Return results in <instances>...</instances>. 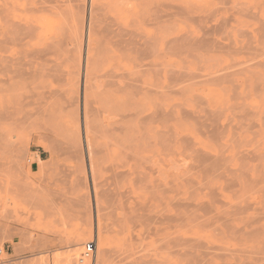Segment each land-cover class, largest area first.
<instances>
[{
    "label": "rangeland",
    "instance_id": "rangeland-1",
    "mask_svg": "<svg viewBox=\"0 0 264 264\" xmlns=\"http://www.w3.org/2000/svg\"><path fill=\"white\" fill-rule=\"evenodd\" d=\"M29 1L32 2V0ZM29 1L20 0L16 5L9 3L6 8V0H0V32L4 33L7 18H16L23 22L38 20L45 25V36L61 41L62 47L59 44V49L58 46L57 49L54 48V54H52L55 63L58 62L57 66H60L58 78L52 81V86L62 93V98L61 106L52 118H37L34 113V105L31 103L33 102L34 83L28 74L16 86L19 95L16 109L11 108L7 113L0 98V264H94L100 250L98 243L100 237L99 218L97 219L96 216L92 188L95 180L91 177V160H89L86 151L87 143L84 140L82 129L84 89H82L81 81H77L79 78L78 69L82 68L83 56L89 49L90 39L95 40L92 43L93 47H97L96 45L100 47L97 52L96 48L91 51V54H95L97 74L100 75L98 94L93 99L90 96L93 100L91 101L92 106L96 111L89 104L91 109L96 112L91 118H93L94 129L99 138L94 133H90L88 142L93 146L105 149L102 166L97 169L98 180H103L106 187L111 183L109 188H113V195L109 201L104 202V206L106 205L104 208L107 209L102 212L101 220L103 229L107 230L103 233L109 238L108 245L115 248L120 243L121 238L127 232L129 217L126 216L129 215L128 213L135 215L136 212H139L140 219H143L147 225H144L139 217H135L139 224L138 231L142 237L140 244L142 251L139 254L142 257L141 261L148 260V264H189L191 261L192 264H196L201 259H205L204 262L207 264H264V191L262 190L264 189V0H220V2L219 0H210L212 5L206 11L203 9L192 11V19L177 20V24L170 29L168 25H165L167 30L155 17L161 14L160 9H157L159 7L158 0H49L47 9L42 12L29 11L28 5L31 4V2L28 3ZM227 1L229 2L226 3ZM218 5L222 7L219 8ZM215 6L218 9H215ZM210 11L212 13L209 14ZM94 15L98 18H94ZM91 17L97 21V26L95 25V30L90 33ZM117 33L119 34L116 35ZM131 33L132 35H130ZM8 35L10 40L16 33L10 32ZM126 38H133L131 40L133 45L137 41L144 42V49L150 53L148 55L145 51V55H147H144V61L146 64L158 65L155 66V69L157 68L159 82L163 88L173 81L172 77L168 76L175 75L173 81L175 84L172 83L174 85L173 92L168 94L164 89L161 99L163 106L170 109L172 115H168L169 119L164 116L165 118H157L154 121L149 120L145 129L149 137L160 133L166 134L162 135L164 137L159 136L160 143H166L163 144L164 147L161 146L162 144H147L144 152L145 161L142 159L137 166L132 162L121 163L120 159H116L119 153L115 154L114 158L112 152L108 153V150L111 151L113 146L109 143L116 141V136L121 134L120 129L127 120L124 119L117 123L118 129L109 125L110 104L105 96V88L108 87L102 85L106 80L104 75H107L110 70H119L123 61L127 63L129 62L128 58L135 55L129 49L132 44L127 45L131 41L128 39L129 42H127ZM144 39L150 40L148 45ZM213 41L216 43L215 45ZM223 43L225 44L223 46L233 47L225 49L222 47ZM153 45H155V50L151 48L154 47ZM236 62L243 65L238 64L237 66ZM131 63L130 66L134 65L133 62ZM232 63H235L234 66ZM233 67L236 69L233 70ZM224 68L232 69L225 72L226 76L230 73L228 77L225 76L226 78H224ZM168 69H172V71ZM221 71H223V76L220 74ZM207 73L211 76L206 75ZM217 73L219 74L217 75ZM0 76H2L1 73ZM219 77H222L221 81H219ZM225 79L226 81H224ZM65 97L69 98L68 100L72 97L71 101L65 102ZM231 97L234 98L231 99ZM120 105L122 109L124 107V109L132 111V105L126 106L123 103ZM239 105V108H234ZM216 111L218 113L215 116H219L218 118L213 117V113ZM2 112L5 114L2 115ZM8 116L11 118L9 119ZM127 119L130 121L131 117ZM167 120L169 121L167 122ZM205 122L208 124L210 122L212 126H214V122H218L215 124L217 127L214 126L216 129L213 130L216 135L223 130L224 124L228 123L225 125L226 129L224 128L226 133L223 130L224 132H221L219 136H214L212 126L207 123L206 125ZM168 128L170 129L168 130ZM168 133L173 137H169ZM233 133L237 135L234 137ZM231 135L234 140H231ZM234 141L237 142V145L239 144L238 148ZM170 148L172 149L170 150ZM154 151L157 153L156 155L153 153ZM206 151H208L206 153L208 157L213 154L218 160L221 157L219 162L221 161L222 164H218V160L215 161L214 157L212 161L223 172L224 178L220 176L222 172L214 169L213 164L211 166L210 162L212 163V161L204 160ZM188 153L191 154L188 155ZM195 154H200V157L203 155L204 159L194 160L198 159ZM217 154H221L218 155L219 158L216 157ZM147 157L151 159L150 162H153H147ZM158 157L159 159H157ZM193 157L195 158L193 159ZM208 157H206L207 160ZM160 158L162 163L159 161ZM224 158L227 159L224 160ZM198 161L206 162L208 167L213 169L211 171L204 169L207 167L204 165L206 163H203L205 167L203 165L200 167ZM225 161L228 162V164L226 162V166H224ZM152 163L155 164V168ZM188 163L193 168H189ZM191 163L195 164V167ZM239 163L242 165L240 166ZM109 164L111 165L110 169H108ZM172 164L176 165V169ZM227 166L235 171L236 175L235 172L231 173L232 170ZM227 168L231 172L227 171ZM202 169L210 172L207 174L204 172L205 180L207 179L204 182H202L204 180ZM123 170L129 173L128 177L123 178L125 173L118 176L117 173L123 172ZM155 170L158 172L155 173ZM215 170L220 172V175L217 171L216 174ZM161 171L163 175L160 173ZM113 172H116V175ZM145 173H148L147 178ZM184 173L185 180L182 178ZM178 174H182V176ZM154 178L158 180L156 181ZM188 178L193 179L192 182L195 184L188 182L189 180H186ZM247 178H249L248 185ZM228 179L235 180L240 184L230 187ZM133 180H138L136 181L137 187ZM79 181H82L83 184L82 182L80 184ZM169 181L177 183L170 184ZM260 182L261 184H259ZM210 184L216 187L217 192L211 194ZM156 185L157 189L152 188ZM171 185H174L172 188L176 187V189L170 190ZM246 185L249 187L246 188ZM118 190L126 193L121 195ZM85 195L88 196L85 198L90 203L92 217L90 219L92 220L89 219L90 215L79 213L77 204L72 203L78 196L84 197ZM235 195L237 198H234ZM151 215L152 217H150ZM219 217L222 221H219ZM151 218L155 222L150 220ZM183 219L186 221L182 223ZM200 219L203 220L201 225H199ZM227 223L228 227L233 225L231 229L225 226ZM234 226L235 228H233ZM106 227L107 229H105ZM236 229L239 231V235ZM178 235L182 237H178ZM168 236L171 240L174 237L175 243L172 244L170 239L166 240ZM158 237H164L165 242H168V247L176 253L169 248H167L168 250L159 248L161 243L158 241ZM185 240L187 241L185 242ZM202 240L203 242H201ZM90 241H96V253L92 259L80 263L82 250L85 244ZM180 241L184 242L180 243ZM200 242L206 244L201 245ZM182 244L187 247L192 245L187 248ZM193 244L197 246L194 248ZM209 246H213V249H216L214 246H217L221 250L216 249L217 251H215L212 248L209 249ZM255 249L257 251L254 252ZM202 250L203 252L206 250L205 253L212 250L215 255L211 252L206 255L202 253ZM243 250L249 252L245 253ZM162 251H164V258L161 256ZM180 252H185V254H180ZM187 254L192 260L186 258ZM104 264H115V262L110 259ZM143 264H146V261H143Z\"/></svg>",
    "mask_w": 264,
    "mask_h": 264
},
{
    "label": "bare ground",
    "instance_id": "bare-ground-1",
    "mask_svg": "<svg viewBox=\"0 0 264 264\" xmlns=\"http://www.w3.org/2000/svg\"><path fill=\"white\" fill-rule=\"evenodd\" d=\"M20 0H6V4H5V7L6 8H8V6H9V3H11V5H16V4H18V2H19ZM27 1H29V0H27ZM224 1H226V0H224ZM31 1H29L28 3H30ZM49 2V0H32V2H31V6L30 5H28L29 7V11H33V12H42V11H45L46 9H47V3ZM219 2H220V0H219ZM229 1H227L226 3H228ZM155 3V2H154ZM226 3L224 2V4L226 5ZM220 4V3H219ZM158 5H159V7L157 8V9H160V11H161V14H159L160 16H155L156 18H158L159 19V22L161 23V26L165 29V30H167L166 29V26L165 25H168L169 26V29L171 28V27H173L175 24H177V20H182V19H188V18H190V19H192V11H196V10H198V9H203V10H207V8H209V7H211V5H212V1H210V0H158ZM217 5V4H216ZM222 5V4H221ZM221 5H218L219 6V8L220 7H222ZM245 5V4H244ZM80 6V5H79ZM83 6V5H82ZM224 6V5H223ZM245 8V7H244ZM215 9H218V7L217 6H215ZM214 9V10H215ZM156 10V9H155ZM213 10V11H214ZM158 12H159V10H158ZM217 12V11H216ZM210 13H212L211 11L209 12V14ZM215 13V12H214ZM243 14V13H242ZM157 15V14H156ZM215 15V14H214ZM213 15V16H214ZM194 16V15H193ZM197 16V15H196ZM203 16V15H202ZM209 16V15H208ZM204 17V16H203ZM222 17V16H221ZM251 17V16H250ZM94 18H98V17H95V15H94ZM93 17H91V19H90V24H91V26H90V33L91 32H93L94 30H95V25H96V22L97 21H95V19H94ZM195 18V17H194ZM193 18V19H194ZM205 18V17H204ZM209 18V17H208ZM211 18V17H210ZM209 18V19H210ZM94 19V20H93ZM152 19V18H151ZM158 19H157V21H158ZM208 19V20H209ZM224 19V18H223ZM255 19V18H254ZM98 21H99V19H98ZM194 21V20H193ZM221 21V20H220ZM226 21V20H225ZM195 22V21H194ZM227 23V22H226ZM261 23V22H260ZM259 23V24H260ZM218 25V24H217ZM97 26V25H96ZM60 28V27H59ZM223 28V27H222ZM45 25L41 22V21H38V20H36L35 22H23V21H18V20H16V18H7L6 20H5V29H4V33L3 34H1V32H0V35H3V37H0V73L2 74V76H0V98H1V101H2V104H3V107H4V110L5 111H7V113H8V111L12 108V109H16V107H17V105H18V93H17V88H16V86H17V84H19L20 83V80H22V79H24L25 77H26V74H28L31 78H32V80H33V83H34V94H33V102H31V103H33V105H34V113H35V115L37 116V118H52L54 115H55V113L57 112V110L59 109V107L61 106V98H62V93H60V91L57 89V88H54L53 86H52V81H54L55 79H57L58 78V75H59V67L57 66V64H58V62L57 63H55V60L53 59V57H52V54H54L53 53V51L55 50V49H59V46L60 47H62V45L63 44H61L60 42V40H55V38H49V37H47V36H45V34H44V32H45ZM98 29V28H97ZM125 29V28H124ZM159 29H161V27H159ZM219 29L221 30V27H219ZM225 29V28H224ZM238 29V28H237ZM239 30V29H238ZM3 31V30H2ZM123 31H125V30H123ZM128 31V30H127ZM130 31V30H129ZM218 31V30H217ZM10 32H15L16 33V35L12 38V39H10L9 40V38H8V34L10 33ZM133 32V31H132ZM230 32V31H229ZM126 33H129V32H126ZM125 33V34H126ZM133 33H137V32H133ZM119 33H117L116 35H118ZM138 34V33H137ZM130 35H132V33L130 34ZM135 35V34H134ZM133 35V36H134ZM139 35V34H138ZM142 35V34H141ZM230 35V34H229ZM89 36V35H88ZM121 36V35H120ZM135 36H137V35H135ZM241 36V35H240ZM231 37V36H230ZM121 38H124V37H121ZM142 38V37H141ZM144 38V37H143ZM60 39V38H59ZM127 39V40H126ZM125 40L127 41V42H129V41H131V40H133V38L132 39H129V38H126ZM128 39H129V41H128ZM140 39V38H139ZM211 39V38H210ZM251 39V38H250ZM135 40V39H134ZM208 40V39H207ZM230 40V39H229ZM231 40H232V38H231ZM230 40V41H231ZM59 41V42H58ZM85 41H86V39H85ZM95 40L94 39H90V41H89V49H88V51H87V53H85L84 54V62L82 63V68H79L78 69V73H79V78H77L78 80L77 81H81V83H82V86H83V88L82 89H84L83 91H84V93H83V97H84V110H83V118H82V129H83V132H84V135H83V137H85V142L87 143L86 144V151H87V153H88V156H89V160H91V163H90V168H91V177L95 180V183H93V192H94V198H93V201H94V205L96 206V216H97V219L99 218V233H100V237H99V240H98V243H99V245H100V250H99V252L97 253V255H96V258H95V262H94V264H104L106 261H109L110 259L113 261L114 260V262H115V264H143V261L145 262L146 261V264H148L147 263V261L148 260H143V261H141V259H142V257H141V255L139 254L141 251H142V245L140 246V244H141V241H142V237H141V235H140V233H139V231H138V222H137V218H135V217H139L140 215H139V212H136V214L134 215V214H131V213H128L129 215L128 216H126V217H129L127 220V232L125 233V236L124 237H122L121 238V241H120V243L115 247V248H112L111 246H109L108 244H109V238H108V236H106V235H104V233L103 232H105V231H107V230H104L103 229V227H102V222H101V220H102V215H103V213L102 212H105V209H107V208H104V207H106V205L104 206V202L105 201H109V199L111 198V196L113 195L112 194V189L111 188H109V185L111 184V183H109V185L107 184V187H106V185L105 184H103V180L102 181H99L98 179H99V173H97L98 171H97V169L98 168H100L101 166H102V161L104 160V158H105V149L103 148V147H100V146H93V145H91V143H89L88 142V138H90L89 136H90V133H94L95 134V136L97 137L98 135H96V130L94 129V121H93V118H91L92 117V115H93V113H96L95 111V109H94V107L92 106V103H91V101H93L92 99L94 98V97H96L97 96V94H98V87L100 86L99 85V80H100V75H98L97 74V69H96V58H95V54H91V51H92V49L93 48H96L95 50H96V52L97 51H99L100 49V47H98V45H96L97 47H93L92 46V43L94 42ZM136 41V40H135ZM144 41H147V45H148V42H150V40L148 41L147 39L145 40L144 39ZM155 41V40H154ZM205 41V40H204ZM250 41V40H249ZM64 42V41H63ZM133 41H131V43L129 42L127 45H129V44H132V47L130 48L129 46V49H131V51L135 54L133 57H129L128 58V61L129 62H127L126 63V61H123L122 62V65L119 67V70H110V72L107 74V75H104V78L106 79L105 80V82H104V84L102 83V85H104V87H108V88H105V96L107 97V99H108V101H109V104H110V109H109V113H108V120H109V125H113V127L115 128L116 127V125H117V123H120L121 121H123L124 119H126L127 120V122L122 126V128L120 129L121 130V134L120 135H118V136H116L117 137V139H116V141H114V142H107V143H109L110 145H113L112 146V149H111V151H109L108 150V153H110V152H112V154H113V158H114V156H116L115 154H117V153H119V155H117L118 156V158H116V159H120V161H121V163H128L129 164V162H132V164L133 165H135V166H137V164L143 159L144 161H145V159H144V157H145V154H144V152H145V146H147V144L148 145H157V144H162V143H160V141H159V136H162V135H166V134H158V135H155V136H148V134H147V132H145V129H146V124H148V122H149V120L151 121V120H156L157 118H160L161 119V117L162 118H165L164 116H167L168 117V115H172V114H170V113H172V111L170 110V109H167V108H165L164 106H163V103H162V101H161V99H162V96H163V92L165 91V90H167V93L168 94H171V92H173V87H174V85H172V83H174L175 84V82H173L174 81V74H173V76L171 75H169L168 77H172V79H173V81H172V83H170V85L169 84H167V86H166V88H163L161 85H160V82H159V80H160V77L158 76V71L155 69V66L157 67L158 65L157 64H153V63H147L146 64V62L144 61V58H145V56L148 54V55H150V53H148V51H146L145 49H144V42L142 41V42H138L137 41V43H134V45H135V48H134V45H133V43H132ZM216 42H218L217 40H216ZM232 42V41H231ZM251 42V41H250ZM119 43H123V42H119ZM212 43V42H211ZM210 43V44H211ZM213 43H214V41H213ZM213 43L211 44V45H213ZM218 43H220V42H218ZM222 43V42H221ZM60 44V45H59ZM116 44V43H115ZM118 44V43H117ZM152 44V43H151ZM209 44V45H210ZM216 43H214V45H215ZM227 44V43H226ZM229 44H230V42H229ZM59 45V46H58ZM79 45V44H78ZM100 45V44H99ZM123 45V44H122ZM126 45V46H127ZM208 45V44H207ZM223 45H225L224 43L222 44V47H224L225 49L227 48V49H229L230 47L232 48L233 46H223ZM58 46V47H57ZM154 47H151L153 50H155L156 48H155V45H153ZM157 46V45H156ZM194 46H196V45H194ZM200 46V45H199ZM199 46H197V47H199ZM204 46V45H203ZM217 46V45H216ZM57 47V48H56ZM102 47V46H101ZM123 47V46H122ZM146 47V46H145ZM214 47V46H213ZM217 47H220V48H222L221 46H217ZM229 47V48H228ZM55 48V49H54ZM85 48V47H84ZM132 48H134V49H132ZM146 48H149V47H146ZM155 48V49H154ZM203 48V47H202ZM204 48H206V47H204ZM210 48H212V47H210ZM223 48V49H224ZM236 48V47H235ZM238 48H240V46H238ZM98 49V50H97ZM124 49V48H123ZM148 50V49H147ZM152 50V51H153ZM209 50H211V49H209ZM208 50V51H209ZM124 51V50H123ZM145 51H146V55H145ZM152 51H150V52H152ZM212 51H213V49H212ZM217 51H219V50H217ZM223 51V50H222ZM240 51V50H239ZM153 52H155V51H153ZM95 53V52H94ZM246 53V52H245ZM252 53V52H251ZM145 55V56H144ZM152 55V54H151ZM229 56V55H228ZM99 57V56H98ZM231 58V57H230ZM215 60V59H214ZM131 62H133V64L134 65H131L130 66V63ZM216 62V61H215ZM246 62H247V60H246ZM249 63V62H248ZM132 64V63H131ZM151 64H152V66H151ZM214 64V63H213ZM216 64V63H215ZM233 64H235V63H232V65ZM236 64H237V62H236ZM238 64H240V63H238ZM238 64H237V66H238ZM245 64V63H244ZM80 65H81V63H80ZM240 65H243V64H240ZM246 65V64H245ZM160 66V65H159ZM234 66V65H233ZM226 67V66H225ZM240 67V66H239ZM113 68V67H112ZM111 68V69H112ZM158 68H161V67H158ZM234 68L235 67H233L232 69L234 70ZM238 68V67H237ZM110 69V68H109ZM225 69V68H224ZM231 68H229L228 70H232ZM236 69V68H235ZM160 70V69H159ZM162 70V69H161ZM160 70V71H161ZM169 71L171 70L172 71V69H168ZM221 70V69H220ZM228 70H223L224 71V78H226V77H228L229 75H230V73H229V75L228 76H226L225 75V72H227ZM159 71V72H160ZM175 71H177V70H175ZM182 71H184V70H182ZM223 71H221L220 72V74H222L223 73ZM81 72H82V74H81ZM168 72V71H167ZM185 72V71H184ZM219 72V71H218ZM230 72V71H229ZM178 73V72H177ZM182 73V72H181ZM80 74H81V80H80ZM184 74V73H183ZM186 74V73H185ZM219 73H217V75H218ZM227 74V73H226ZM161 75V74H160ZM206 75H210L211 76V74H206ZM215 75V74H214ZM214 75H212L213 77H214ZM217 75H215V76H217ZM177 76V75H176ZM187 76V75H186ZM190 76V75H189ZM222 76H223V74H222ZM226 76V77H225ZM101 77H103L102 75H101ZM212 77V78H213ZM28 78V77H27ZM209 78H211V77H209ZM219 78H220V80H219ZM218 78V80L219 81H221L222 80V77H219ZM60 79V78H59ZM229 79V78H228ZM168 80H170V79H168ZM217 79L215 78V81H216ZM230 80V79H229ZM231 80H232V78H231ZM171 81V80H170ZM175 81H176V78H175ZM224 81H226V79L224 80ZM101 82V81H100ZM179 82V81H178ZM227 82H228V80H227ZM256 83V82H255ZM220 84H221V82H220ZM231 84L233 85V80L231 81ZM236 85V84H235ZM256 85V84H255ZM180 86V85H179ZM236 87H237V85H236ZM233 88V87H232ZM165 89V90H164ZM234 89V88H233ZM232 89V90H233ZM257 90V89H256ZM262 90V89H261ZM239 94V93H238ZM31 96V95H30ZM90 96L92 97V99L90 98ZM238 96H240V95H238ZM24 97H25V95H24ZM27 97V96H26ZM74 97V96H73ZM235 97V96H234ZM234 97H231V99L232 98H234ZM72 98V97H71ZM71 98H70V100H68L69 98H67V97H65V102L68 100V101H71ZM168 98H170V97H168ZM64 100V99H63ZM203 102V101H202ZM68 103V102H67ZM70 103V102H69ZM120 103H123V104H125L126 106H133V108H132V111H130V110H128V109H124V107H123V109H122V106L120 105ZM238 103V102H237ZM93 107V109L95 110V111H93L91 108V106ZM232 104V103H231ZM230 104V105H231ZM234 104H236L235 102H234ZM244 104V102L242 103V105ZM26 106V105H25ZM90 106V107H89ZM121 106V108H119ZM235 106V105H234ZM65 107V106H64ZM233 107V106H232ZM240 107V105L238 106V107H234V108H239ZM96 108V107H95ZM233 108V109H234ZM242 108V107H241ZM65 109V108H64ZM226 109V108H225ZM174 110V109H173ZM207 110V109H206ZM205 110V111H206ZM5 111H3V112H5ZM91 111H93V112H91ZM103 111V110H102ZM208 111V110H207ZM3 112H2V115H4L3 114ZM129 112V113H128ZM213 112V111H212ZM220 112V111H219ZM222 112V111H221ZM249 112H250V110H249ZM263 112H264V110H263ZM100 113V115H101V112H99ZM208 113V112H207ZM218 112L216 111V113L214 112L213 113V117H216L215 115L217 114ZM245 114V113H244ZM248 114V113H247ZM9 115H10V113H9ZM68 115L70 116V114L68 113ZM97 115V114H96ZM210 115H211V113H210ZM219 115V114H218ZM221 115V114H220ZM223 115V114H222ZM236 115V114H235ZM239 114H237L236 116H238ZM240 115H242V114H240ZM5 117V116H4ZM7 117V116H6ZM9 117V116H8ZM82 117V116H81ZM129 117H131V120L130 121H128V119L127 118H129ZM207 117V116H206ZM205 117V118H206ZM210 118H212L211 116H209ZM219 116H217L216 118H218ZM221 117V116H220ZM263 117V116H262ZM11 118V116L9 117V119ZM18 118V117H17ZM170 118V116L168 117V119ZM174 118V117H173ZM239 118H240V116H239ZM264 118V117H263ZM101 120V119H100ZM205 120V119H204ZM212 120V119H211ZM214 120H215V118H214ZM239 120V119H238ZM17 121V120H16ZM169 120H167V122H168ZM218 121V120H217ZM219 121H220V119H219ZM107 122V121H106ZM231 122V121H230ZM104 123V122H103ZM207 122H205V124H206ZM218 122H214V126H216L215 124H217ZM208 124V123H207ZM206 124V125H207ZM209 124H210V122H209ZM208 124V125H209ZM213 124V123H212ZM219 124H221L220 122H219ZM228 125V123H225L224 124V126L222 127L223 128V130L225 131V133H226V128H225V125ZM211 125V124H210ZM209 125V126H210ZM240 125V124H239ZM252 125V124H251ZM119 126V125H118ZM152 126V125H151ZM200 126V125H199ZM212 126V125H211ZM214 126H212V132H213V130H214V128L216 129V127H214ZM219 126V125H218ZM235 126V125H234ZM155 127V126H154ZM219 127H221V126H219ZM117 129H118V127H116ZM205 128H208V127H206L205 126ZM225 128V129H224ZM234 128H236V127H234ZM162 129V128H161ZM170 128H168V130H169ZM107 131H108V129H106ZM110 130V129H109ZM198 130V129H197ZM209 130V129H208ZM221 131V132H224V131ZM100 131V130H99ZM233 131V130H232ZM116 132V131H115ZM119 132V131H118ZM159 132V131H158ZM164 132V131H163ZM218 132V131H217ZM220 131H219V133H218V135H216L214 132H213V135L215 136H219V134L221 133ZM235 132V131H234ZM165 133H166V130H165ZM224 133V134H225ZM114 134V133H113ZM170 136L169 137H171L172 135L170 134V133H168ZM209 134H210V132H209ZM174 135V134H173ZM233 135H234V133H233ZM235 135H237L236 133H235ZM235 135H234V137H235ZM108 136H110V135H108ZM123 138H122V137ZM213 136V137H214ZM95 137V138H96ZM115 137V136H114ZM152 137V138H151ZM162 137H164V136H162ZM173 137V136H172ZM232 135H231V140H234V139H232ZM97 138H99V136L97 137ZM151 138V139H150ZM166 138H168V137H166ZM166 138H165V140H166ZM190 138V137H189ZM115 139V138H114ZM154 139V140H153ZM161 139V138H160ZM164 139V138H163ZM169 139H171V138H169ZM216 139H217V137H216ZM237 139V138H236ZM108 140V139H107ZM109 141V140H108ZM164 141V140H163ZM170 141V140H169ZM172 141V140H171ZM217 141H219L218 139H217ZM81 142H82V140H81ZM167 142H168V139H167ZM237 142H238V140H237ZM237 142H235L234 141V143H236V146H237V148H238V145H237ZM166 143V142H165ZM164 142H163V144H165ZM239 143V142H238ZM70 144V143H69ZM163 144L161 145V146H163ZM169 144V143H168ZM168 144H166V147H168ZM218 143L216 142V145H217ZM220 144V143H219ZM222 144H223V142H222ZM230 144V143H229ZM71 145V144H70ZM79 145H81V144H79ZM170 145H172L171 143H170ZM226 146H227V144H225ZM231 145V144H230ZM72 146V145H71ZM229 146V145H228ZM70 147V146H69ZM80 148H81V146H79ZM110 147V146H109ZM108 147V148H109ZM164 147V146H163ZM172 147V146H171ZM219 147H220V145H219ZM71 148V147H70ZM83 148V147H82ZM221 148H222V146H221ZM172 148H170V150H171ZM189 149V148H188ZM223 149H225V147H223ZM227 149V148H226ZM81 150V149H80ZM183 150V149H182ZM187 150V149H186ZM191 150H193V149H191ZM220 150V149H219ZM162 151V150H161ZM160 151V152H161ZM165 151V150H164ZM167 151V150H166ZM173 151V150H172ZM199 151V150H198ZM201 151V150H200ZM222 151H225V150H222ZM169 152V151H168ZM174 152V151H173ZM173 152H169V153H173ZM176 152V151H175ZM184 152V151H183ZM189 152V151H188ZM194 152H197L196 150H194ZM208 151H206L204 154H206ZM155 155L157 154V153H155V151L153 152ZM199 153V152H198ZM200 153H202V152H200ZM210 153V152H209ZM208 153V154H209ZM219 153V152H218ZM220 153H221V151H220ZM238 153V152H237ZM159 154V153H158ZM189 154H191V153H188V155ZM212 154V153H211ZM210 154V155H211ZM222 154V153H221ZM221 154H217V156L216 157H218V155H221ZM75 155V154H74ZM166 155H167V153H166ZM200 155V154H199ZM199 155H196L195 154V156H198V159H194L195 157H193V159L194 160H201V159H204V156L202 155L201 157L199 156ZM214 155V154H213ZM211 156L212 157V159H211V157L209 158L208 156H207V154H206V156H205V159L204 160H206L207 162H210V161H212L213 160V157H214V160L215 161H217L218 159L217 158H215V155L214 156ZM150 156V155H149ZM193 156V155H192ZM152 157H154L153 155H152ZM189 157V156H188ZM200 157V158H199ZM206 157H208V160L206 159ZM220 157V156H219ZM218 157V158H219ZM225 157V156H224ZM238 157H241L240 155H238ZM148 158V157H147ZM146 158V160H147V162H149V163H151V162H153V161H151L150 162V160L151 159H147ZM197 158V157H196ZM228 158V157H227ZM226 158V159H227ZM230 158V157H229ZM245 158V157H244ZM157 159H159V157L157 158ZM172 159V158H171ZM178 159V158H177ZM184 159V158H183ZM211 159V160H210ZM225 158H224V160H226ZM239 159V158H238ZM149 160V161H148ZM179 160V159H178ZM187 160V159H186ZM203 160V161H204ZM219 160H221V157H220V159ZM219 160H218V162H219ZM222 160H223V158H222ZM230 160V159H229ZM229 160H227V161H229ZM160 162H161V158H160V160H159ZM158 161V162H159ZM171 161V160H170ZM174 161V160H173ZM183 161H185V159L183 160ZM227 161H225V164H224V166H226V162ZM244 161V160H243ZM143 162V161H142ZM199 162V161H198ZM201 162V161H200ZM199 162V163H200ZM245 162V161H244ZM112 163V162H111ZM162 163V162H161ZM175 163V162H174ZM173 163V164H174ZM194 163V162H193ZM193 163H191V165L193 164ZM203 163H206V162H202V163H200V167H202L201 165H203ZM217 163V162H216ZM241 163H243L242 161H241ZM116 164V163H115ZM115 164H112V165H115ZM144 164V163H143ZM156 164H157V162H156ZM172 164V165H173ZM187 164V163H186ZM190 163H188V165H189ZM210 164H211V166H212V164H213V161H212V163L210 162ZM218 164H222L221 163V161L218 163ZM227 164H228V162H227ZM240 164V163H239ZM246 164H247V162H246ZM246 164L244 165V167L246 166ZM148 165V164H147ZM147 165H145V166H147ZM151 165V164H150ZM152 165H154V168H155V164L154 163H152ZM195 164H193V166H194ZM204 165H206L207 167L206 168H204V169H206V170H210L211 171V169H213V168H211L210 169V167H208V165H207V163L206 164H204ZM203 165V167H205ZM242 164H240V166H241ZM260 165V164H259ZM98 166V167H97ZM109 167H108V169H110V164L108 165ZM139 166V165H138ZM157 166V165H156ZM158 166H160L159 165V163H158ZM165 166H166V164H165ZM168 166V165H167ZM174 167L176 166V165H173ZM183 166V165H182ZM210 166V165H209ZM213 166H214V169H218L217 167L218 166H216V165H214L213 164ZM221 166V165H220ZM229 166V165H228ZM227 166V167H228ZM113 167V166H112ZM112 167H111V169H112ZM140 167V166H139ZM138 167V168H139ZM173 167V168H174ZM187 167V166H186ZM193 168L192 166H190L189 165V168ZM195 167V166H194ZM196 167H198V165H196ZM216 167V168H215ZM222 167V166H221ZM243 167V166H242ZM243 167V168H244ZM103 168V167H102ZM147 168H150V166H147ZM154 168H152V169H154ZM168 168H170V167H168ZM172 168V167H171ZM170 168V169H171ZM199 168V167H198ZM228 168H230V167H228ZM228 168H227V171H230V170H232L231 168H230V170H228ZM239 167H237V169H238ZM107 169V168H106ZM159 169V168H158ZM162 169V168H161ZM160 169V170H161ZM170 169H168V170H170ZM175 169H176V167H175ZM187 169V168H186ZM200 169V168H199ZM236 169V168H235ZM240 169V168H239ZM151 170V169H150ZM149 170V171H150ZM159 170V171H160ZM165 170H167V169H165ZM188 171H190L189 169H187ZM187 170H185V171H187ZM203 170V169H202ZM202 170H201V172H202ZM241 170V169H240ZM240 170H239V172H240ZM243 170V169H242ZM262 170V169H261ZM156 171L157 170H155V173H156ZM172 171V170H171ZM184 171V172H185ZM199 171V170H198ZM207 171V172H208ZM216 171L217 170H215V173H216ZM218 171H220L219 169H218ZM217 171V173H219V175H220V172H222V171H220V172H218ZM137 172V171H136ZM141 172V171H140ZM152 172H154L153 170H152ZM158 172V171H157ZM181 172V171H180ZM179 172V173H180ZM204 172H206V171H204L203 170V173H202V176L204 177L205 176V174H204ZM207 172H206V174H207ZM214 172V171H213ZM212 172V173H213ZM231 172V171H230ZM233 172H235V171H233L232 170V172L231 173H233ZM242 172V171H241ZM248 172V171H247ZM261 172V171H260ZM263 172V171H262ZM261 172V173H262ZM121 173H125V176H123V178L124 177H126L127 175H129V173L127 172V171H125V170H123V172L121 171H119L117 174H118V176L119 175H123V174H121ZM154 173V174H155ZM161 174H162V171L160 172ZM159 173V174H160ZM163 173H164V171H163ZM208 173H210V172H208ZM216 173V174H217ZM231 173H230V175H231ZM244 173V172H243ZM242 173V174H243ZM113 174H115L116 175V172L114 173L113 172ZM112 174V175H113ZM143 174V173H142ZM148 174V173H147ZM146 173H145V177H146V175H147ZM165 174V173H164ZM189 174V173H188ZM187 174V175H188ZM214 174V173H213ZM222 175H220L221 177L223 176V178H224V174H223V172L221 173ZM235 175H236V172L234 173ZM240 174V173H239ZM144 175V174H143ZM163 175V174H162ZM178 175H181L182 176V174H178ZM210 175V174H209ZM246 176H247V174H245ZM110 176V175H109ZM184 177H182L184 180H185V173H184V175H183ZM214 177H215V174L213 175ZM225 176L227 177V175L225 174ZM229 176V175H228ZM238 176V175H237ZM113 177H114V175H113ZM128 177V176H127ZM144 177V178H145ZM148 177V176H147ZM146 177V178H147ZM189 177V176H188ZM202 177V178H203ZM206 177V176H205ZM205 177L202 179L203 181L202 182H204V181H206L205 180ZM233 177H235V176H233ZM239 177V176H238ZM249 177V176H248ZM83 178V177H82ZM145 178V179H146ZM176 178V177H175ZM209 178V177H208ZM216 178V177H215ZM232 178V177H231ZM244 178V177H243ZM251 178V177H250ZM252 178H254V177H252ZM84 179V178H83ZM114 179V178H113ZM118 179V178H117ZM144 179V180H145ZM226 179V178H225ZM235 179V178H234ZM238 179V178H237ZM240 179V178H239ZM248 179V181L246 180V183L248 182L249 183V178H247ZM257 179V178H256ZM80 180V179H79ZM105 180V179H104ZM154 180H158L157 178L155 179L154 178ZM171 180H173V179H171ZM188 182H191V183H193L192 181H193V179L191 180V179H186ZM212 180V179H211ZM229 180V179H228ZM253 180V179H252ZM254 180H255V178H254ZM253 180V181H254ZM259 181H260V179H258ZM136 181H138V180H136ZM136 181H134L133 180V182L135 183V187H137L136 186ZM143 181V179L141 180V182ZM178 182H179V180H177ZM194 181H195V179H194ZM258 181V182H259ZM80 182V181H79ZM82 182V181H81ZM81 182H80V184H81ZM85 182V181H84ZM105 182V181H104ZM119 182V181H118ZM155 182V181H154ZM256 182H257V180H256ZM261 182H263V181H261ZM261 182L259 183V184H261ZM120 183V182H119ZM169 183L170 184H175V183H177V182H175V181H169ZM248 183H247V185H248ZM82 184H83V182H82ZM114 184V183H113ZM138 184V183H137ZM143 184V183H142ZM149 184V183H148ZM157 184V183H156ZM193 184H195V183H193ZM199 184H201V183H199ZM203 185L204 184H206V183H202ZM201 184V185H202ZM227 184V183H226ZM230 184V187H231V185H233V186H235L236 184L238 185V184H240L239 182H236L235 180L233 181V180H229L228 181V185ZM76 185V184H75ZM78 185V184H77ZM120 185V184H119ZM164 185V184H163ZM192 185V184H191ZM197 185V184H196ZM211 185V184H210ZM209 185V188H210V190L212 191L211 192V194L213 193V192H217V189H216V187L215 186H213V185H211L210 186ZM247 185H246V188H248L247 187ZM162 186V185H161ZM170 185H168V187H169ZM190 186V185H189ZM195 186V185H194ZM194 186H192V187H194ZM241 186V185H240ZM78 187V186H77ZM86 187V186H85ZM157 187V185L155 186V187H152V188H155V189H157L156 188ZM172 187H174V185H171V189L170 190H172V189H176V187L175 188H172ZM203 187V186H202ZM219 187V186H218ZM217 187V188H218ZM225 187H226V185H225ZM229 187V186H228ZM116 188H117V186H116ZM170 188V187H169ZM169 188H166V190L168 189L169 190ZM207 188V187H206ZM251 188V187H250ZM118 189V188H117ZM200 189H201V187H200ZM224 189V188H223ZM236 189V188H235ZM262 189V188H261ZM229 190V189H228ZM237 190V189H236ZM263 191H264V189H262ZM261 190V191H262ZM119 191V193L121 192L120 190H118ZM129 191V190H128ZM131 191V190H130ZM181 191V190H180ZM191 191H192V188H191ZM193 191H195L194 189H193ZM246 191V190H245ZM163 192H164V190H163ZM166 192H168V191H166ZM190 192V191H189ZM208 192H209V189H208ZM113 193H116V192H113ZM119 193H117V194H119ZM123 193H126V192H123ZM122 192L120 193L121 195H124ZM180 193V192H179ZM191 193V192H190ZM249 194L250 193H252V192H248ZM130 194V193H129ZM129 194H127V195H129ZM163 194V193H162ZM164 194H165V192H164ZM208 194V193H207ZM217 194V193H216ZM234 194V193H233ZM247 194V193H246ZM245 194V195H246ZM191 195V194H190ZM76 197V196H75ZM85 197H87L88 198V196L87 195H85L84 197H79L78 196V198L76 199V200H74V201H72V203H75V204H77V206H78V209H77V211L79 212V213H85V214H88V215H90L89 216V219L90 218H92L91 217V208H90V203H88L89 202V200H86L87 198H85ZM125 197H127V196H125ZM176 197V196H175ZM239 197V196H238ZM250 197V196H249ZM253 197V196H252ZM84 198V199H83ZM191 198V197H190ZM234 198H237V196L235 195V197ZM245 200H246V198H245ZM76 201V202H75ZM88 201V202H87ZM108 203V202H107ZM206 203V202H205ZM74 204V205H75ZM191 204V203H190ZM66 206V205H65ZM238 206V205H237ZM241 207V206H240ZM80 208V209H79ZM85 208V209H84ZM233 208V207H232ZM71 209H72V207H71ZM104 209V210H103ZM73 210H75V209H73ZM76 211V210H75ZM132 211V210H131ZM223 211V210H222ZM225 211V210H224ZM178 212V211H177ZM138 213V214H137ZM236 213V212H235ZM240 213V212H239ZM239 213H237V214H239ZM84 214V215H85ZM130 214H131V216H130ZM84 215H83V217H84ZM137 215V216H136ZM183 215V214H182ZM226 215V214H225ZM149 216V215H148ZM201 216V215H200ZM220 216V215H219ZM224 216V215H223ZM150 217H152V215L150 216ZM158 217V216H157ZM182 217H184V216H182ZM202 217V216H201ZM254 217V216H253ZM68 218V217H67ZM85 218V217H84ZM135 218V219H134ZM149 218V217H148ZM161 218V217H160ZM164 218H166V217H164ZM171 218H173V217H171ZM170 218V219H171ZM191 218V217H190ZM189 218V219H190ZM212 218V217H211ZM227 218V217H226ZM88 219V218H87ZM139 219H140V217H139ZM175 219V218H174ZM184 219H186V218H184ZM184 219H183V221H182V223L183 222H185L184 221ZM196 219V218H195ZM194 219V220H195ZM220 219V220H219ZM219 221H222V219H221V217H219ZM90 220H92V219H90ZM150 220H152V218L150 219ZM149 220V221H150ZM159 220V219H158ZM167 220H168V218H167ZM201 220V219H200ZM140 221H143L144 222V220L143 219H140ZM153 222H155L154 220H152ZM151 221V222H152ZM169 221V220H168ZM190 221V220H189ZM193 221V220H192ZM198 221V220H197ZM202 221L203 220H201L200 222H199V225H201L200 223H202ZM228 221V220H227ZM156 222H159V221H156ZM176 222V221H175ZM178 222V221H177ZM223 222L225 223V221L223 220ZM229 222V221H228ZM83 223H84V221H83ZM196 223H198V222H196ZM205 223V222H204ZM144 225H146L145 224V222H144ZM188 225V224H187ZM203 225V224H202ZM228 225V223L227 224H225V226H227ZM230 225H231V223H230ZM244 225V224H243ZM108 226V225H107ZM147 226V225H146ZM152 226V225H151ZM169 226V225H168ZM189 226H190V224H189ZM229 226V225H228ZM227 226V227H228ZM231 226H233V225H231ZM231 226L230 227H228V229L230 228L231 229ZM112 227V226H111ZM173 227V226H172ZM219 227V226H218ZM233 228H235V226L233 227ZM105 229H107V227L105 228ZM123 229H124V227H123ZM152 229V228H151ZM238 229H241V228H238ZM118 230V229H117ZM121 230V229H120ZM144 230H146V229H144ZM159 230V229H158ZM237 230V229H236ZM236 230H234V231H236ZM109 231V230H108ZM229 231V230H228ZM230 231H232V230H230ZM238 231V230H237ZM249 231V230H248ZM251 231V230H250ZM221 232H223V231H221ZM254 232V231H253ZM223 234V233H222ZM233 234V233H232ZM142 235H145V234H142ZM238 235H239V231H238ZM146 236V235H145ZM144 236V237H145ZM166 237V236H165ZM175 237H177V236H175ZM178 237H182V236H179L178 235ZM235 237V236H234ZM248 237V236H247ZM164 238V237H163ZM163 238H159L158 237V241L161 243V244H159V242H158V244H159V248H161V249H166V250H168L167 248H169L168 247V242H165V240L163 239ZM173 238L174 237H172V240L170 239V237L168 236L167 237V239L166 240H169L170 239V242L173 244V243H175V241L173 240ZM231 238V237H230ZM233 238V237H232ZM240 238V237H239ZM162 240V242H161V240ZM184 240V239H183ZM189 240V239H188ZM201 240V239H200ZM174 241V242H173ZM187 240H185V242H186ZM193 241V240H192ZM157 242V241H156ZM184 241H180V243H183ZM201 242H203V240L201 241ZM201 242H200V244H201ZM176 243H179V242H176ZM179 243V244H180ZM198 243V242H197ZM178 244V245H179ZM186 244V243H185ZM200 244H199V246H200ZM204 244H206V243H204ZM203 243L201 244V245H204ZM181 245V244H180ZM182 245H184V244H182ZM192 245V244H191ZM191 245L189 246L188 245V247H191ZM194 246V248H195V246H197L196 244H193ZM176 246H177V244H176ZM208 246V245H207ZM206 246V247H207ZM217 246H219V245H217ZM217 246L215 247L214 246V248H216V249H218V251H219V249L221 248L220 246V248L218 247L217 248ZM222 246V245H221ZM179 247V246H178ZM184 247H187V246H185L184 245ZM183 246H182V248H184ZM187 247V248H188ZM201 247H203V246H201ZM210 248L209 249H213V246H209ZM227 247V246H226ZM144 248V247H143ZM149 248V247H148ZM228 248V247H227ZM262 248V247H261ZM172 249H174V248H172ZM186 249V248H185ZM203 249V248H202ZM207 249V248H206ZM216 249H213V250H215V251H217ZM229 249V248H228ZM145 250V249H144ZM169 250H171L170 248H169ZM174 250H177V249H174ZM200 250V249H199ZM204 250V249H203ZM203 250H202V253H204V254H206L207 255V253L208 252H211L212 253V250L211 251H208L207 253H205V251L203 252ZM221 250V249H220ZM146 252H147V250H145ZM172 251V250H171ZM178 251V250H177ZM244 251V250H243ZM242 251V252H243ZM255 251H257L256 249L254 250V252ZM260 252L262 251V250H259ZM264 251V250H263ZM262 251V252H263ZM172 252H174V251H172ZM188 252V251H187ZM214 252V251H213ZM245 253H248L249 251H244ZM174 253H176V251L174 252ZM221 253V251L219 252V254ZM148 254V253H147ZM180 254H185V252L184 253H181L180 252ZM213 254V253H212ZM222 254H223V251H222ZM254 254V253H253ZM256 254H257V252H256ZM188 255L189 254H187L186 255V258L188 257ZM205 255V256H206ZM213 255H215V254H213ZM242 255V254H241ZM161 256L163 257L164 256V251H162V253H161ZM193 256V255H192ZM221 256V255H220ZM237 256V255H236ZM179 257V256H178ZM185 257V256H184ZM216 257H218V256H216ZM222 258H223V256H221ZM164 258V257H163ZM201 258V257H200ZM235 258V257H234ZM188 259H191V258H189L188 257ZM236 259V258H235ZM238 259V258H237ZM192 260V259H191ZM190 260V261H191ZM202 260V262H204L205 261V259H201ZM200 260V261H201ZM206 260H207V258H206ZM94 261V260H93ZM162 261V260H161ZM190 261H188V262H190ZM199 260H198V262H200ZM222 261H223V259H222ZM238 261V260H237ZM159 262H160V260H159ZM187 262V263H188ZM192 262V261H191ZM190 262V263H191ZM197 262V263H198ZM202 262H200V263H198V264H201ZM113 263V262H112ZM189 263V264H190ZM196 263V264H197ZM222 263V262H221ZM235 263V262H234ZM89 264V263H88ZM192 264V263H191ZM203 264H207V263H203ZM224 264V263H223ZM232 264V263H231Z\"/></svg>",
    "mask_w": 264,
    "mask_h": 264
},
{
    "label": "built area",
    "instance_id": "built-area-1",
    "mask_svg": "<svg viewBox=\"0 0 264 264\" xmlns=\"http://www.w3.org/2000/svg\"><path fill=\"white\" fill-rule=\"evenodd\" d=\"M96 241L87 242L82 250L80 263H84L85 261L92 259L96 253ZM1 252V251H0Z\"/></svg>",
    "mask_w": 264,
    "mask_h": 264
},
{
    "label": "crops",
    "instance_id": "crops-1",
    "mask_svg": "<svg viewBox=\"0 0 264 264\" xmlns=\"http://www.w3.org/2000/svg\"><path fill=\"white\" fill-rule=\"evenodd\" d=\"M41 156V155H40Z\"/></svg>",
    "mask_w": 264,
    "mask_h": 264
}]
</instances>
